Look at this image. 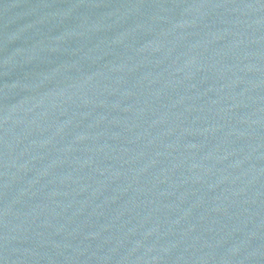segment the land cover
<instances>
[{"label":"water","instance_id":"water-1","mask_svg":"<svg viewBox=\"0 0 264 264\" xmlns=\"http://www.w3.org/2000/svg\"><path fill=\"white\" fill-rule=\"evenodd\" d=\"M0 264H264V0H0Z\"/></svg>","mask_w":264,"mask_h":264}]
</instances>
